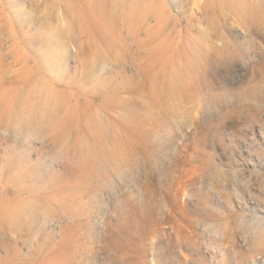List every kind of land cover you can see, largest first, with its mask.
Returning <instances> with one entry per match:
<instances>
[{
    "label": "rangeland",
    "instance_id": "1",
    "mask_svg": "<svg viewBox=\"0 0 264 264\" xmlns=\"http://www.w3.org/2000/svg\"><path fill=\"white\" fill-rule=\"evenodd\" d=\"M254 33L264 0H0V264L249 254L264 209Z\"/></svg>",
    "mask_w": 264,
    "mask_h": 264
},
{
    "label": "bare ground",
    "instance_id": "2",
    "mask_svg": "<svg viewBox=\"0 0 264 264\" xmlns=\"http://www.w3.org/2000/svg\"><path fill=\"white\" fill-rule=\"evenodd\" d=\"M255 34L258 37L264 39L263 35H261L259 33H254L253 35H255ZM24 129H25V127H24ZM18 132L20 133L19 130H18ZM262 178H264V177H262ZM253 213H254V215H252V218H250V222H251L250 226L256 231L257 237H256V239H253L252 241H250V244H247V246H248L247 250L250 251V253L249 254H241L239 257H238V254L232 256V259H231L232 261L230 264H243V263L244 264H264V209L262 207L261 208L257 207V208H255V212H253ZM258 214H260V215H258ZM228 239H230V237L226 236V240H228ZM224 255H226V257L228 258V254L225 253Z\"/></svg>",
    "mask_w": 264,
    "mask_h": 264
}]
</instances>
